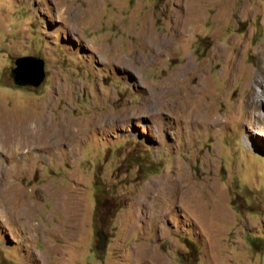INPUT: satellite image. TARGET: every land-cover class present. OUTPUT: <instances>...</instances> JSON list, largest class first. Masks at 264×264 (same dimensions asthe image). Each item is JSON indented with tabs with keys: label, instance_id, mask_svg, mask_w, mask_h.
Masks as SVG:
<instances>
[{
	"label": "rangeland",
	"instance_id": "obj_1",
	"mask_svg": "<svg viewBox=\"0 0 264 264\" xmlns=\"http://www.w3.org/2000/svg\"><path fill=\"white\" fill-rule=\"evenodd\" d=\"M2 119L0 264H264V0H0Z\"/></svg>",
	"mask_w": 264,
	"mask_h": 264
},
{
	"label": "water",
	"instance_id": "obj_2",
	"mask_svg": "<svg viewBox=\"0 0 264 264\" xmlns=\"http://www.w3.org/2000/svg\"><path fill=\"white\" fill-rule=\"evenodd\" d=\"M11 76L18 85L39 86L46 77L45 59L40 56H21L16 58ZM100 244L105 245V235L100 231Z\"/></svg>",
	"mask_w": 264,
	"mask_h": 264
},
{
	"label": "bare ground",
	"instance_id": "obj_3",
	"mask_svg": "<svg viewBox=\"0 0 264 264\" xmlns=\"http://www.w3.org/2000/svg\"><path fill=\"white\" fill-rule=\"evenodd\" d=\"M4 123L5 122H4L3 119L0 120V125L2 124L1 126H4L3 129H0V130H3L5 132V140H4V142H6V144L9 145V148L12 150V153H17L18 150L24 148L25 146H30L29 145L30 143H35L36 142L35 139L33 140V137H35L33 132H30V130H28L27 128L24 127L25 129L23 131L25 133L19 131L18 135L20 134L21 136H19V137H22V140H20L19 138H17L16 128L12 129V127H9V126H7ZM23 133H24V135H23ZM33 141H35V142H33Z\"/></svg>",
	"mask_w": 264,
	"mask_h": 264
}]
</instances>
